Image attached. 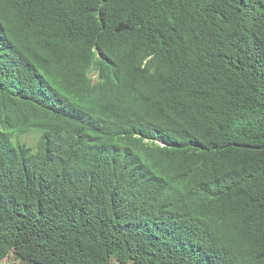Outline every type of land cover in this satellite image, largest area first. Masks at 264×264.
<instances>
[{
    "label": "trees",
    "instance_id": "trees-1",
    "mask_svg": "<svg viewBox=\"0 0 264 264\" xmlns=\"http://www.w3.org/2000/svg\"><path fill=\"white\" fill-rule=\"evenodd\" d=\"M11 253L264 264V0H0Z\"/></svg>",
    "mask_w": 264,
    "mask_h": 264
},
{
    "label": "rangeland",
    "instance_id": "rangeland-1",
    "mask_svg": "<svg viewBox=\"0 0 264 264\" xmlns=\"http://www.w3.org/2000/svg\"><path fill=\"white\" fill-rule=\"evenodd\" d=\"M93 79L96 80L95 74L93 75ZM21 138L23 141L27 142L28 144L35 145L38 141L39 133L32 131L30 133L23 135ZM113 262L117 264L115 260ZM0 264H27V263L22 262L21 260H17L14 254L11 253L5 260L1 261Z\"/></svg>",
    "mask_w": 264,
    "mask_h": 264
},
{
    "label": "water",
    "instance_id": "water-1",
    "mask_svg": "<svg viewBox=\"0 0 264 264\" xmlns=\"http://www.w3.org/2000/svg\"><path fill=\"white\" fill-rule=\"evenodd\" d=\"M128 28V25L125 23H121L120 25H118V27L116 28V32H121L124 31Z\"/></svg>",
    "mask_w": 264,
    "mask_h": 264
}]
</instances>
